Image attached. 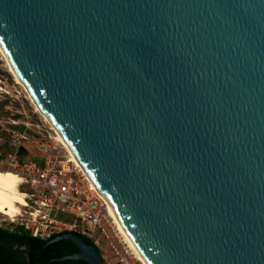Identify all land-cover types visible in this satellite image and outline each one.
Returning a JSON list of instances; mask_svg holds the SVG:
<instances>
[{"label": "water", "instance_id": "1", "mask_svg": "<svg viewBox=\"0 0 264 264\" xmlns=\"http://www.w3.org/2000/svg\"><path fill=\"white\" fill-rule=\"evenodd\" d=\"M0 44L149 264H264V0H0Z\"/></svg>", "mask_w": 264, "mask_h": 264}, {"label": "built area", "instance_id": "2", "mask_svg": "<svg viewBox=\"0 0 264 264\" xmlns=\"http://www.w3.org/2000/svg\"><path fill=\"white\" fill-rule=\"evenodd\" d=\"M37 128L15 118L4 128L9 150L0 148V170L18 177L23 203L12 216L0 213L7 218L0 217V227H20L40 239L71 232L89 238L101 251V237L110 236L107 224L112 228L106 200L54 135ZM20 147L25 155L18 153ZM118 262L132 264L126 257Z\"/></svg>", "mask_w": 264, "mask_h": 264}, {"label": "rangeland", "instance_id": "3", "mask_svg": "<svg viewBox=\"0 0 264 264\" xmlns=\"http://www.w3.org/2000/svg\"><path fill=\"white\" fill-rule=\"evenodd\" d=\"M0 80L2 81L3 91L0 92V148L3 151L9 150L8 136L4 131L8 127L10 120L15 118L20 122H29L33 126H38L37 130L46 134L49 131L54 136L56 133L51 129L50 125L39 114L31 101L28 99L27 93L23 86L16 83L12 75L6 68L5 60L0 53ZM1 167V166H0ZM2 169V167L0 168ZM2 171V170H0ZM0 217L6 218L0 214ZM6 221V220H4ZM111 224V223H110ZM107 224L110 236L109 238L101 237L100 251L105 264H119L120 257H126L132 264H139L136 259L129 252L126 244L122 241L120 236Z\"/></svg>", "mask_w": 264, "mask_h": 264}, {"label": "trees", "instance_id": "4", "mask_svg": "<svg viewBox=\"0 0 264 264\" xmlns=\"http://www.w3.org/2000/svg\"><path fill=\"white\" fill-rule=\"evenodd\" d=\"M48 239H40L16 227L9 231L0 227V264H90L78 259L55 260L56 257L73 254L79 251L76 244L69 239H59L52 243ZM87 244L92 241L79 235Z\"/></svg>", "mask_w": 264, "mask_h": 264}, {"label": "bare ground", "instance_id": "5", "mask_svg": "<svg viewBox=\"0 0 264 264\" xmlns=\"http://www.w3.org/2000/svg\"><path fill=\"white\" fill-rule=\"evenodd\" d=\"M0 53L5 60L6 68L8 72L12 75L13 79L16 83L23 86L25 89L28 99L31 101L35 110L41 114L44 120L50 125L51 129L56 133L57 136H54L56 141H58L70 154L71 159L83 170V172L88 176L87 172L83 169L80 165L75 153L68 145L67 142L62 138L57 128L52 124V120L50 117L43 111L40 107L39 103L36 101L34 96H32L31 92L29 91L27 85L24 83L22 78L18 75L17 71L14 70L6 52L4 51L3 47L0 44ZM2 81L0 80V92L3 91ZM90 179V177L88 176ZM18 177L11 172L10 170H2L0 171V213L3 215H10L12 216L14 212L18 209L19 204L23 203V198L21 195L20 190L17 188ZM95 186V185H94ZM98 190L100 195L103 197L99 189L95 186ZM104 198V197H103ZM105 199V198H104ZM106 200V199H105ZM107 203V211H108V220L109 223L113 225L115 231L120 236L122 241L126 244L129 252L133 257L136 259L139 264H149L147 260L143 257V255L139 252V250L135 247V245L131 242L125 228L123 227L121 221L119 220L115 209L106 201Z\"/></svg>", "mask_w": 264, "mask_h": 264}]
</instances>
